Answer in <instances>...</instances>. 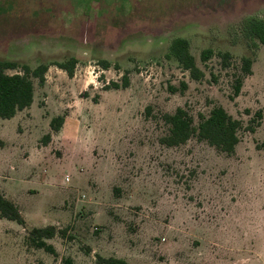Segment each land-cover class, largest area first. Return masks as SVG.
<instances>
[{"label":"rangeland","instance_id":"obj_1","mask_svg":"<svg viewBox=\"0 0 264 264\" xmlns=\"http://www.w3.org/2000/svg\"><path fill=\"white\" fill-rule=\"evenodd\" d=\"M247 14L264 18V0H0V59L17 65L7 72L48 65L29 106L0 118V193L21 218L0 217V264H264L263 122L244 129L264 110V45L234 33ZM174 37L200 79L164 57ZM241 56L251 73L231 99ZM70 58L69 75L57 63ZM213 104L242 122L231 154L158 142L162 113ZM46 227L51 251L29 235Z\"/></svg>","mask_w":264,"mask_h":264},{"label":"trees","instance_id":"obj_2","mask_svg":"<svg viewBox=\"0 0 264 264\" xmlns=\"http://www.w3.org/2000/svg\"><path fill=\"white\" fill-rule=\"evenodd\" d=\"M237 33L248 45L251 50H255L258 45H264V18L256 15L247 14L242 16L234 25V33ZM252 51V53H253ZM213 55L210 48H204L199 52V60L206 61ZM215 55L220 61V65L225 68L229 66L230 54L227 51H217ZM165 58H172L177 65L187 71L189 78L198 80L203 76V71L196 66L193 56L189 52L188 41L182 37L172 38L166 46ZM74 59L70 58L65 62H58L57 66L71 74ZM252 57L241 56L237 72H233L231 78V94L229 98L235 97L240 90L242 80L251 73ZM105 67L107 62L102 61ZM16 63L13 61L0 59V118H9L16 111L25 109L29 106L32 96V78L37 79L40 84L44 80V72L47 64H38L33 68L22 64L20 70L8 73L7 70L15 69ZM211 77H213L211 75ZM183 84V83H181ZM110 87H118V84L111 82ZM126 80L122 76L120 86H125ZM184 86V85H182ZM108 87V86H107ZM160 121L164 125V132L158 138V142L167 147L178 146L185 143L188 139L194 138L203 141L212 147L216 152L229 155L233 152L235 144L239 140V131L243 128L240 119L232 117L219 104H213L206 113L197 112L195 117L183 107H176L173 112H164L160 115ZM264 128V110L257 109L244 129L249 132L254 130L260 122ZM63 122V116L57 115L50 121V130L57 131ZM49 139V134L45 135ZM0 217L21 222L17 207L7 200L0 193ZM60 235L64 231H58ZM52 227L42 229H32L29 235L37 240L36 245L51 251L50 244H46L43 238L53 236ZM96 264H126L123 259L116 257H95ZM64 264H68L65 260Z\"/></svg>","mask_w":264,"mask_h":264}]
</instances>
